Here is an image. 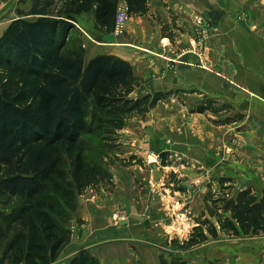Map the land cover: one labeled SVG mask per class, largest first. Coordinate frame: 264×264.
I'll return each mask as SVG.
<instances>
[{
  "label": "trees",
  "instance_id": "16d2710c",
  "mask_svg": "<svg viewBox=\"0 0 264 264\" xmlns=\"http://www.w3.org/2000/svg\"><path fill=\"white\" fill-rule=\"evenodd\" d=\"M121 1L32 0L0 36V264L58 260L69 239L64 210L74 212L77 195L89 185L109 183L108 171L88 160L83 136L102 140L165 99L161 91L133 96L143 79L130 61L112 53L87 60L79 37L71 38L79 16L89 12L97 31H114ZM125 1L131 15L149 10V0ZM205 110L198 105L193 112ZM160 155L166 165L165 153ZM208 211L233 236L264 233V189L247 186L234 196L221 195ZM202 225L218 234L205 218L191 245L207 239ZM67 264L102 263L83 249ZM161 264L186 261L162 258Z\"/></svg>",
  "mask_w": 264,
  "mask_h": 264
},
{
  "label": "rangeland",
  "instance_id": "374dc122",
  "mask_svg": "<svg viewBox=\"0 0 264 264\" xmlns=\"http://www.w3.org/2000/svg\"><path fill=\"white\" fill-rule=\"evenodd\" d=\"M263 1L256 3L264 5ZM31 5L32 0H0V25H8L19 9L28 10ZM81 18L91 21L89 13ZM132 18L134 15L129 22L136 23ZM156 18L152 15L162 28L170 26L168 20ZM76 26L71 38L79 37L86 50L101 38L96 29ZM200 36L201 31H195L196 53L201 48ZM216 67L215 62L210 63L209 92L198 84L161 91L165 99L145 117L129 118L123 129L102 140L98 134L83 136L88 160L108 171L109 183L89 185L77 195V209L92 199L104 203L98 211L102 216L98 224L106 233L97 241L100 245L112 238L128 242L131 249H126L129 256L123 264H161L162 258L171 261L176 257L186 264H261L264 260V233L233 236L221 231L217 217L208 211L213 199L234 196L240 187L253 186L259 193L264 189V124L251 126V95L241 97L235 78H219ZM236 97L245 100L244 107ZM198 105H205L206 110L193 112ZM263 111H259L262 117ZM148 149L164 152L167 164H147ZM65 168L70 171L68 160ZM227 179L231 182L224 188ZM77 209L71 213L64 210L69 239L60 258L51 264H67L83 249L96 252L102 264H115L114 258L105 256L110 249H69L71 241L80 239ZM205 218L217 225L218 234H210L208 226L202 225L207 239L191 245L189 239L198 235L196 227Z\"/></svg>",
  "mask_w": 264,
  "mask_h": 264
},
{
  "label": "crops",
  "instance_id": "0c3cea01",
  "mask_svg": "<svg viewBox=\"0 0 264 264\" xmlns=\"http://www.w3.org/2000/svg\"><path fill=\"white\" fill-rule=\"evenodd\" d=\"M256 2L149 0L148 12L134 15L132 19L136 23L128 22L125 35L115 30L110 33L98 31L101 38L89 44L85 57L90 59L98 53H112L130 61L135 74L143 79L142 85L133 93L136 96L151 93L152 90H176L180 86L183 88L184 84H198L209 92L212 72L209 67L210 63L215 62L219 78L233 76L240 88L236 89L237 93L241 97L251 95L248 101L251 109L249 121L252 127H258L264 124V116L259 112L261 108L264 109V5ZM86 14L79 16L76 25L95 29L93 12H89L90 22L81 18ZM152 15L160 21L168 20L170 26L162 28L152 19ZM7 26V23L0 25V36ZM199 30L201 48L196 53L193 36ZM236 99L244 107L245 100L239 97ZM92 200L84 201V205L79 206L75 212L80 239L71 241L69 249H110L105 252V256L114 258L115 264H123V259H128L126 249H131L130 245L128 242L114 241L115 238L103 245L98 243V238L106 233L98 224V218L102 217L98 211L104 208V203L99 199ZM73 225L76 227V224ZM91 252L98 256L96 252ZM261 264H264V260Z\"/></svg>",
  "mask_w": 264,
  "mask_h": 264
},
{
  "label": "built area",
  "instance_id": "2783aa9c",
  "mask_svg": "<svg viewBox=\"0 0 264 264\" xmlns=\"http://www.w3.org/2000/svg\"><path fill=\"white\" fill-rule=\"evenodd\" d=\"M130 17L131 13L129 12L128 4L126 2L119 3L115 19V31H124L127 28ZM146 153L147 164H162L160 153L153 149H148Z\"/></svg>",
  "mask_w": 264,
  "mask_h": 264
}]
</instances>
